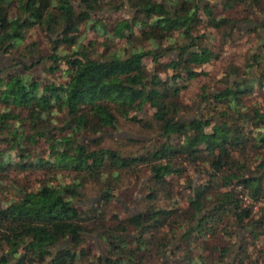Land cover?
Masks as SVG:
<instances>
[{
	"label": "trees",
	"instance_id": "16d2710c",
	"mask_svg": "<svg viewBox=\"0 0 264 264\" xmlns=\"http://www.w3.org/2000/svg\"><path fill=\"white\" fill-rule=\"evenodd\" d=\"M261 17L264 0H0V55L22 60L0 72V264H264ZM123 128L151 143L103 144Z\"/></svg>",
	"mask_w": 264,
	"mask_h": 264
},
{
	"label": "rangeland",
	"instance_id": "374dc122",
	"mask_svg": "<svg viewBox=\"0 0 264 264\" xmlns=\"http://www.w3.org/2000/svg\"><path fill=\"white\" fill-rule=\"evenodd\" d=\"M77 2L78 0H74ZM222 0H209V2L213 4H218ZM101 15L105 16L106 12L101 13ZM111 16L113 17H118L121 15L115 14V13H110ZM262 20H264V17H261ZM255 23H239L235 24L231 27L230 33H243L244 31L256 27V23L258 20L253 21ZM259 33L264 36V31L262 29H259ZM248 50L247 46H243L240 50L241 53H244ZM14 61L17 63H20L18 60H14L12 57L8 56H3L0 55V72L5 71L11 67H14L15 70H22L20 66L15 65ZM207 70L212 69V67L206 66ZM127 138H135L138 140L143 141L144 145H148L151 140V137H145V136H140L138 134H135L133 132H130L127 130V128L120 129L117 134L115 135H110L107 136V140L103 143L105 146L113 147V148H118L124 151L125 153H131V154H136L141 152V145L138 146H130L127 143ZM155 138V137H154ZM153 139V138H152ZM146 175L147 171L145 169H142L141 173L139 174V177L135 175H128L125 177L123 186L121 189L116 193L117 198L120 200V205L117 207L118 211H120L121 216H125L126 214H137L141 208H142V200L144 199L145 192L143 191L144 184L146 181ZM139 178V179H138ZM97 188L93 186H89L87 190L83 192V198L79 203L80 207H88L92 205L97 197ZM126 197V200H123V197ZM247 204V203H246ZM264 201L260 202L253 210L256 212L259 208V206H263ZM238 237L237 240L235 241L236 244L240 242H245L247 244H250V239L247 238V233L243 230H238L237 233ZM95 250V247L93 248ZM97 250V249H96ZM233 256L230 255L228 257V261H232Z\"/></svg>",
	"mask_w": 264,
	"mask_h": 264
},
{
	"label": "water",
	"instance_id": "95a60500",
	"mask_svg": "<svg viewBox=\"0 0 264 264\" xmlns=\"http://www.w3.org/2000/svg\"><path fill=\"white\" fill-rule=\"evenodd\" d=\"M16 60H18V61L22 62V60H20V59H16ZM92 239L96 240L97 238H92Z\"/></svg>",
	"mask_w": 264,
	"mask_h": 264
},
{
	"label": "built area",
	"instance_id": "2783aa9c",
	"mask_svg": "<svg viewBox=\"0 0 264 264\" xmlns=\"http://www.w3.org/2000/svg\"><path fill=\"white\" fill-rule=\"evenodd\" d=\"M244 201L247 202L248 200L246 198H244Z\"/></svg>",
	"mask_w": 264,
	"mask_h": 264
}]
</instances>
